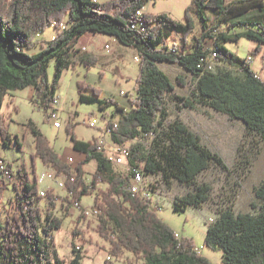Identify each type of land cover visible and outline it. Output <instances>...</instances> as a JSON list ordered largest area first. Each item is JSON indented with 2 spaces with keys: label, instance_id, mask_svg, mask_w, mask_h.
<instances>
[{
  "label": "trees",
  "instance_id": "1",
  "mask_svg": "<svg viewBox=\"0 0 264 264\" xmlns=\"http://www.w3.org/2000/svg\"><path fill=\"white\" fill-rule=\"evenodd\" d=\"M148 0H0V144L11 146L13 137L6 126L2 112L5 97L11 92L33 87L42 106L52 108L56 88L63 73L77 61L91 67L97 57L87 51L79 52L80 38L89 32H104L117 36L119 41L139 51L140 68L137 75L136 96L129 98L126 108L115 98H102V90L78 84L79 101L97 104L102 110L114 106L115 112L106 129L116 145L136 141L130 146L131 167H140L147 174L160 172L167 178L193 186V190L178 197L174 211L184 212L189 206L205 203L209 184H197L196 178L223 159L202 142V138L182 121L175 120L162 129L170 114L169 102L196 108V102L206 103L215 110L243 121L252 133L264 141V78L251 66L247 58L238 57L227 49L228 41L246 37L256 42L252 52L259 53L264 46V0H192L186 8L184 22L165 13L150 14L138 11ZM146 25L145 31L131 27ZM57 34L41 43V50L33 49L36 37L54 25ZM68 24V27H67ZM131 24V25H130ZM59 27H67L60 30ZM237 28L241 29L240 31ZM175 34L181 41L170 39ZM236 67L239 73L208 61L210 55ZM215 58V59H216ZM56 60L55 78L49 82L47 67ZM168 61L182 65L193 74L189 95L177 93L176 83L159 66ZM211 66V67H210ZM186 76H178V84H187ZM90 91L87 93L85 90ZM115 124L118 126L115 127ZM72 147L82 154L78 159L61 157L50 139L31 122L35 136L34 163L40 159L45 167L63 174L65 189L72 192L67 202L81 201L91 195L101 182L108 184L96 193L99 212L98 233L110 242V252L119 256L131 252L141 263L127 264H215L203 255L194 241L178 234L153 209L152 197L130 192L132 171L118 172L105 150H100V139H82L72 130ZM152 139L149 145L147 140ZM19 148V138L15 139ZM72 158V159H71ZM95 160L96 171L87 181L85 166ZM11 176V173H10ZM13 176V175H12ZM5 182L0 181V201ZM38 176L31 178L23 164L18 179L12 184L16 200L0 221V264H81L82 249L72 246L73 257L67 260L53 255V232L63 227V217L54 211L56 197L48 190V206L42 208ZM256 213L232 210L222 212L210 223L204 245L222 251L223 264H264V178L255 189ZM66 205L68 211L70 206ZM66 211V212H67ZM83 218L86 215L82 214ZM80 231L76 229L74 234Z\"/></svg>",
  "mask_w": 264,
  "mask_h": 264
},
{
  "label": "rangeland",
  "instance_id": "2",
  "mask_svg": "<svg viewBox=\"0 0 264 264\" xmlns=\"http://www.w3.org/2000/svg\"><path fill=\"white\" fill-rule=\"evenodd\" d=\"M108 2L110 0H96ZM192 0H148L142 10L150 14L165 13L173 19L184 22L186 8ZM237 30H241L237 28ZM57 34L54 25L47 27L35 40L33 49L29 53H36L41 50V43H47ZM172 41H181V36L175 34ZM77 47L80 53L87 51L97 57V62L88 67L85 63L78 62L70 66L63 73L61 81L56 88V95L59 100L58 121L62 126L56 128L54 122L49 119L48 111L51 108L42 106L41 99L37 98L35 88L29 87L15 92H11L5 97L2 112L6 118V126L13 137L11 146L5 147L0 144V158L4 160L10 169L9 177L0 168V181L7 183L3 190V199L0 201V221L4 222L5 214L10 209L11 202L16 200V190L12 184L18 179V169L23 164L31 178L40 176L44 171H50L42 164L40 159H36L35 167L31 155L34 152L35 136L29 125L34 122L36 126L50 139V143L59 152L61 157L70 156L78 159L81 153L72 147L71 134L68 133V123H72V130L77 137L88 140L98 138L105 140L107 152L115 154L112 161L118 172L129 170V160L125 157L121 161L120 153H116L111 145L114 143L111 136L106 132L109 119L115 112L114 106L102 110L97 104H87L79 101L78 84L96 87L102 90V98H115L117 101L131 107L129 98H134L137 94L135 85L140 68L139 51L134 46L122 44L117 36L104 32H87L79 40ZM225 47L240 58L251 56V66L264 78V46L259 53L252 52L256 47V42L249 38H242L238 41H228ZM215 64L216 70L220 67L239 73L238 69L225 63L220 57L211 61ZM162 70L176 83L177 93L189 95L193 74L188 72L182 65L168 61L158 62ZM56 60L52 59L47 67L49 82L55 78ZM186 76L187 84H178L177 77ZM87 93H90L87 89ZM124 92V93H122ZM196 108L178 105L175 101L169 102L170 114L164 121L162 129L169 128L175 120L182 121L197 133L212 151L217 152L223 159L224 166L219 163H212L207 170H204L196 178L197 184H209L212 187L208 200L198 207H187L184 212L174 211L173 205L178 197H182L187 192L192 191L193 186L181 183L174 178L167 179L160 172L147 174L145 178L146 186L152 192V207L158 212L162 220L168 223L181 236L191 238L195 245L203 248L200 252L209 257L215 264H223L222 251L208 248L204 245L208 225L220 218L225 210H232L235 214L241 212L256 213L253 204L257 203L255 189L264 178V141L252 133L246 124L230 118L229 115L215 110L206 103L196 102ZM73 117V118H72ZM96 119V126L87 125ZM165 130V129H164ZM19 138L21 148L18 147L15 139ZM136 141H128L124 144L130 147ZM148 144L153 142L147 140ZM109 154V153H107ZM96 161H90L86 166V178L91 182L92 175L96 171ZM13 175V176H12ZM48 187L56 197V208L54 211L58 217H63V227L53 232L55 247L53 255L67 259L73 257L72 246L74 244L82 249L81 264H104L108 255L112 256L111 264H127L129 261L141 263L131 252L124 250L119 255H113L109 248L110 242L98 233L99 216L102 214L86 216V210L76 206H71L67 202L68 191L65 188L57 187L55 182L39 189ZM108 184L101 182L94 193L83 196L81 205L83 208H91L95 204L96 193L105 190ZM48 199L42 198V208L48 206ZM69 205L67 211L65 206ZM67 211V212H66ZM80 232L75 235L74 231Z\"/></svg>",
  "mask_w": 264,
  "mask_h": 264
},
{
  "label": "built area",
  "instance_id": "3",
  "mask_svg": "<svg viewBox=\"0 0 264 264\" xmlns=\"http://www.w3.org/2000/svg\"><path fill=\"white\" fill-rule=\"evenodd\" d=\"M137 13H138V15H141L143 13L142 9H140ZM54 26H55V24H54ZM67 27H68V24H67ZM67 27H59V29L62 31V30L67 29ZM131 27L134 28V30H139V31H145L146 30L145 23H144V25H142L140 27H134L132 25H131ZM53 38H54V36H53ZM217 55H218V52L215 51L212 55H210L208 61H210V62L213 61ZM135 59L140 60V58H137V57H135ZM247 60L251 62V56L247 57ZM122 93H124V92H122ZM58 103H59V100H58L57 96H55L54 105L48 111V117L50 120H52L54 122V125L56 128H59L60 126H62L61 123L58 121V117H59L58 116V113H59ZM84 122L91 127L96 126V119H92L89 122L84 120ZM115 127L117 128L118 126L115 124ZM106 131H107L106 133L111 136V130L106 129ZM106 142L107 141H105L104 139L100 140V142H99L100 150H105L106 153H109V156H113L115 158V154H112V152H107ZM111 148L116 153L118 152L121 154V158H118L117 161H121L123 157L127 158L128 160H129V158H131L130 147H126L124 145H116V143H113L111 145ZM0 168L9 177H11L10 176V169L6 166L4 160L1 158H0ZM129 169L133 172L132 173V182L133 183L131 185V188H135L137 190V192H139L144 197H152V192L149 190V188L146 186V183H145V181H146L145 180V178H146L145 171L140 167H131L130 165H129ZM69 178H74V177H69V176L63 175V174L57 176L55 174L54 170L43 172L40 176H38L39 184L41 185L42 188H44L46 186L45 182L47 181V179H53L55 181V184L57 185V187L65 188L66 180ZM40 195L42 196V198H47L49 201L51 199L49 197V194H48V187H46L43 190H40ZM68 195L70 198H72V192L68 191ZM74 206L79 207L80 209L86 210V216L97 215L98 212H102V209H100L98 205H94L91 208H83V206L81 205V201H74ZM79 247L80 246H78L77 248H79ZM197 248H199L201 250L203 247L197 246ZM112 261H113L112 256L108 255L107 260H106V262H104V264H111Z\"/></svg>",
  "mask_w": 264,
  "mask_h": 264
},
{
  "label": "bare ground",
  "instance_id": "4",
  "mask_svg": "<svg viewBox=\"0 0 264 264\" xmlns=\"http://www.w3.org/2000/svg\"><path fill=\"white\" fill-rule=\"evenodd\" d=\"M109 158L112 160V159H114V157L113 156H109ZM130 192H135V193H139V192H137V190L135 189V188H131V186H128V188H127Z\"/></svg>",
  "mask_w": 264,
  "mask_h": 264
},
{
  "label": "crops",
  "instance_id": "5",
  "mask_svg": "<svg viewBox=\"0 0 264 264\" xmlns=\"http://www.w3.org/2000/svg\"><path fill=\"white\" fill-rule=\"evenodd\" d=\"M145 8V7H144ZM143 9V8H142ZM142 12H144L143 10H142ZM256 71V70H255ZM123 106H125V105H123ZM126 107V106H125ZM127 108V107H126ZM73 118V117H72ZM60 128V127H59ZM108 156H109V154H107ZM45 168H48V167H45ZM49 170H52V169H50V168H48ZM44 172H47V171H44ZM49 181H53V182H55L53 179H47V181L45 182V184L47 185L48 184V182Z\"/></svg>",
  "mask_w": 264,
  "mask_h": 264
}]
</instances>
